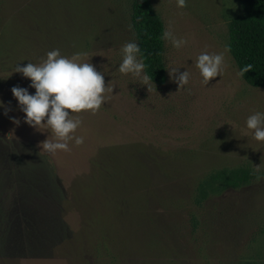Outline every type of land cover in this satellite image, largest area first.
<instances>
[{
  "label": "rangeland",
  "instance_id": "obj_1",
  "mask_svg": "<svg viewBox=\"0 0 264 264\" xmlns=\"http://www.w3.org/2000/svg\"><path fill=\"white\" fill-rule=\"evenodd\" d=\"M150 3L186 42L164 40L161 86L117 70L135 43L130 0H0V206L11 219L0 264H264V142L245 124L264 113V88L242 80L228 51L207 84L196 67L201 52L224 50L239 0ZM52 49L84 54L112 89L95 113H69L83 142L49 153L42 142L56 137L25 121L10 89L34 94L15 66ZM240 169L244 184L194 204L203 178ZM26 187L45 188L42 199Z\"/></svg>",
  "mask_w": 264,
  "mask_h": 264
},
{
  "label": "clouds",
  "instance_id": "obj_2",
  "mask_svg": "<svg viewBox=\"0 0 264 264\" xmlns=\"http://www.w3.org/2000/svg\"><path fill=\"white\" fill-rule=\"evenodd\" d=\"M177 7L183 8L185 0H176ZM162 39L170 41L172 46L179 48L186 42L177 39L171 31V22L162 33ZM122 59L118 72L132 74L145 84L149 81L147 72L144 71V57L140 53L137 44L127 42L121 46ZM228 46L218 53L201 52L196 59V67L199 69L203 81L219 76L225 66V53ZM77 53L73 57L60 54L58 49H52L46 53L45 58L39 64L27 63L23 66L17 64L15 71L30 81L29 87L34 94H29L23 87L13 86L10 91L17 103L21 106L25 121L33 126H44L51 129L56 137L55 142L45 140L41 147L49 153L57 150H68V141H74L76 145L83 142L80 136H73L81 121L78 117H72L69 113H80L83 110H91L95 113L105 100V93L111 92L112 87H105L102 74L95 71L93 65L81 60ZM139 56V58H137ZM252 68L251 64L239 69L240 75ZM176 69L170 70L175 73ZM188 71L180 73L176 77L178 87L187 84ZM188 91V89H185ZM0 107L3 103L0 102ZM264 113L254 112L245 121L247 129H254V139L264 142V128L259 127ZM74 137V138H73Z\"/></svg>",
  "mask_w": 264,
  "mask_h": 264
},
{
  "label": "trees",
  "instance_id": "obj_3",
  "mask_svg": "<svg viewBox=\"0 0 264 264\" xmlns=\"http://www.w3.org/2000/svg\"><path fill=\"white\" fill-rule=\"evenodd\" d=\"M242 13L234 16L228 23V53L233 59L238 72L245 65L251 64L252 68L240 75L242 80L253 88H264V0H239ZM129 25L135 43L144 57V69L149 76V82L161 86L166 81L165 66L163 62L164 39L162 33L164 24L153 9L150 0H130ZM139 58V56H138ZM2 177V178H1ZM6 177V176H5ZM248 173L244 169L234 172H216L203 178L197 190L199 198L194 204L199 206V200L216 194L226 188H237L248 180ZM0 176V181L5 180ZM37 190V191H36ZM45 188L35 189L26 187L27 192L39 193L41 196ZM55 188L49 189L53 192ZM41 198V197H40ZM42 199V198H41ZM0 203L2 198H0ZM0 206V230L8 229L9 217ZM1 234V232H0ZM7 234L0 235V252L6 245ZM18 243H15V245ZM14 243L7 245L9 250ZM11 250H9L10 252ZM113 264V263H111Z\"/></svg>",
  "mask_w": 264,
  "mask_h": 264
}]
</instances>
